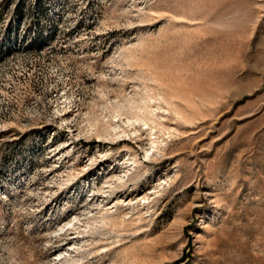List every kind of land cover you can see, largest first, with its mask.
Wrapping results in <instances>:
<instances>
[{"label":"rangeland","instance_id":"obj_1","mask_svg":"<svg viewBox=\"0 0 264 264\" xmlns=\"http://www.w3.org/2000/svg\"><path fill=\"white\" fill-rule=\"evenodd\" d=\"M0 264H264V0H0Z\"/></svg>","mask_w":264,"mask_h":264}]
</instances>
